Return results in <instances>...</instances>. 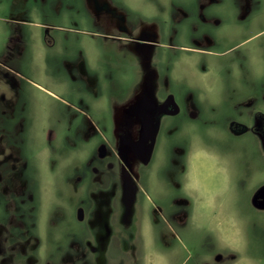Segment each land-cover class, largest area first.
<instances>
[{
	"label": "flooded vegetation",
	"instance_id": "1",
	"mask_svg": "<svg viewBox=\"0 0 264 264\" xmlns=\"http://www.w3.org/2000/svg\"><path fill=\"white\" fill-rule=\"evenodd\" d=\"M81 2V16L92 17L86 40L52 24L25 25L10 35L0 61V264H159L165 238L181 243L180 229L197 222L198 190L187 172L197 153L182 150L181 126L171 118L197 120L204 109L226 114L229 132L252 133L264 153L257 2L169 0L158 3L165 17L126 0ZM43 50L62 58L70 81L57 85L69 82L65 94L34 76ZM38 90L54 108L39 112ZM164 142L168 161L159 173L152 166ZM60 184L68 194L55 238L51 193ZM203 251L193 264L243 258L225 242Z\"/></svg>",
	"mask_w": 264,
	"mask_h": 264
},
{
	"label": "rangeland",
	"instance_id": "2",
	"mask_svg": "<svg viewBox=\"0 0 264 264\" xmlns=\"http://www.w3.org/2000/svg\"><path fill=\"white\" fill-rule=\"evenodd\" d=\"M168 1L126 0L148 15L159 14L164 17L169 15V11H157L158 3L168 4ZM180 1L183 5L193 2ZM254 1L257 2L255 11L260 19L259 29L263 31L260 40H263L264 0ZM82 9L81 0H0V61L5 59L9 51L10 35L25 25L38 30L42 25L52 24L59 34L67 35L71 40L75 41L80 35L85 39L87 30H92V17H82ZM44 52L36 59L41 70L34 76L43 88L65 94V87L70 89L69 82L63 85L57 83L70 81L66 66H63L62 58L58 55L46 57ZM21 61H24L23 58ZM25 74L31 76L28 71ZM72 91L76 95V89ZM37 93L42 99L39 112L45 110L48 103L54 108L55 101L44 91L38 90ZM171 119L181 126V140L177 143L182 150L184 148L187 154L197 153L196 160H189L187 165L188 176L198 190L197 222L194 230L189 227L180 229L183 238L181 243L168 234L167 237L164 235L165 257L156 262L193 264L197 257L203 255L204 247H221L222 242H225L243 254L242 259L239 253L240 257L228 260V264H264V211L252 205L254 192L264 184V153L257 138L252 133L242 136L231 134L227 128L226 114L211 113L206 109L197 120L182 115ZM167 147L168 143L164 142L159 158L152 166L159 173L166 172L168 160H164V157ZM58 190L53 189L51 193L53 205H57V209L53 210L54 224L50 226L51 237L55 238L63 231L64 213L61 207L65 194H68L63 184ZM46 203L50 204L49 196ZM207 227L212 232L206 231Z\"/></svg>",
	"mask_w": 264,
	"mask_h": 264
},
{
	"label": "water",
	"instance_id": "3",
	"mask_svg": "<svg viewBox=\"0 0 264 264\" xmlns=\"http://www.w3.org/2000/svg\"><path fill=\"white\" fill-rule=\"evenodd\" d=\"M170 103H172L171 101H167L164 103V106L170 105ZM178 112V108L174 109H169V110H165L162 109L161 113L164 114H169V115H174ZM132 202L130 201V206L132 207ZM253 205H255L258 208H262L264 209V186L260 189V191L254 195L253 197Z\"/></svg>",
	"mask_w": 264,
	"mask_h": 264
}]
</instances>
